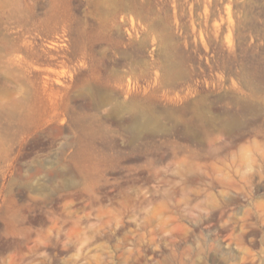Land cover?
Returning a JSON list of instances; mask_svg holds the SVG:
<instances>
[{"label":"rangeland","instance_id":"1","mask_svg":"<svg viewBox=\"0 0 264 264\" xmlns=\"http://www.w3.org/2000/svg\"><path fill=\"white\" fill-rule=\"evenodd\" d=\"M0 264H264V0H0Z\"/></svg>","mask_w":264,"mask_h":264},{"label":"bare ground","instance_id":"2","mask_svg":"<svg viewBox=\"0 0 264 264\" xmlns=\"http://www.w3.org/2000/svg\"><path fill=\"white\" fill-rule=\"evenodd\" d=\"M233 124H234L233 120L228 123L229 126H232ZM55 129H57V127Z\"/></svg>","mask_w":264,"mask_h":264}]
</instances>
